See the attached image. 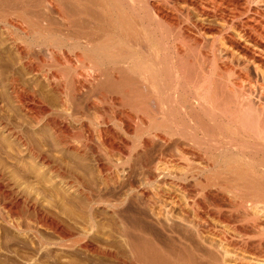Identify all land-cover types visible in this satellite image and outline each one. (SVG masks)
I'll list each match as a JSON object with an SVG mask.
<instances>
[{"label": "bare ground", "instance_id": "6f19581e", "mask_svg": "<svg viewBox=\"0 0 264 264\" xmlns=\"http://www.w3.org/2000/svg\"><path fill=\"white\" fill-rule=\"evenodd\" d=\"M177 230L264 264V0H0V252L191 264Z\"/></svg>", "mask_w": 264, "mask_h": 264}, {"label": "rangeland", "instance_id": "374dc122", "mask_svg": "<svg viewBox=\"0 0 264 264\" xmlns=\"http://www.w3.org/2000/svg\"><path fill=\"white\" fill-rule=\"evenodd\" d=\"M110 123H109V125L111 127H114V125H112ZM189 176H190V174L187 175L188 182L189 181L192 182L191 181V178ZM227 200H228V196L227 195L226 196H223L221 198V202L223 204L222 207H221V210L222 211H224L226 209V206L225 205L227 203L226 202ZM95 215H96V218L97 219L99 218L98 220L100 221L101 224H99V227H98L99 229L96 228L95 230H93L92 233H90L89 241L90 242H93L94 244H96L97 246H99V248H105V247H107L109 245V240H112L113 239L114 240V241L112 240L113 241L112 243L114 245L113 247H115L116 249L119 248L118 250H120V251L121 250H124L123 255L125 256V258H127V260L129 259L128 261H130L131 255L128 252V249H127L126 245L125 244L123 245L122 239L119 236L120 235V232H121V227H118L117 228L118 225L117 226L112 225L114 227L113 228L110 224H108L109 223L110 216L107 213H105V212L103 213L102 211H98V212L95 213ZM106 215H108V216H106ZM104 221H106V222H104ZM209 221H210V223H212L211 225L214 227L215 233H220V232H223V231L224 232L227 231L226 233H228L229 235H231L233 239L236 238L235 240H238V239H241V237H244V235L241 234L242 232L238 231V228L236 230V228L234 229L232 226H229V225H226V224H223V223L218 222L215 218L214 219L211 218V219H209ZM102 223H104V224H102ZM177 231H179V232H175L174 234H171V236H170L171 238L168 236L167 237L168 239H167L166 237L162 236L161 239H160V237H159L157 239V241H158L157 244L159 246L162 245L161 248L163 247V249L165 248V250L167 249V251L170 250L169 253H173L172 255H174L175 253H177V252L180 251L179 255H181L182 259L184 258V259L189 260L190 262H192L191 264H194V263L195 264H207L209 262L208 260H210L211 257H212V253L211 252L209 253V254H211V257H210V255L209 256L205 255L206 258L208 259V260L206 259V263H205V259H199L198 258V255L196 253H197V251H203V252L206 251L205 252V254H206L207 252H209V249H207L205 246H202L200 243H198V241H196L192 237L191 234H189V235L192 238H187L186 237V236H188L187 233H184V231L181 232V230H177ZM108 233L111 234V235H113V237H111L112 239L111 238H108V236H107V235H109ZM48 237H51V236H48ZM115 237H116V239H115ZM207 237L210 238V239L213 238V241H216L217 240V238L214 237V236L207 235ZM9 242H8L9 245L7 243V245L5 246L6 249H4L3 251L0 252V259H1V261L3 260L2 262L3 263L5 262V264H38L36 262H39V264H57L58 263L57 262L58 260H60L64 264H112L109 261H107L108 262L107 263L106 260H104L105 258L103 259V257H101V256H96V255L94 256V255L86 254L87 252L83 251L80 248H78V250L76 248H74V249H71L68 252L67 251L66 252L65 251H61V250H58L56 248L55 249L54 248H51L52 250H50L48 253L47 252H43V255L44 256H42V254L40 255V256H42L44 258H42V257L41 258H37V257H39L38 252H36V251H38L37 249L34 252L33 249H30L28 247L26 249V248L22 247L19 244V242H15V243H11L13 241H9ZM165 245H167V246H165ZM125 250H127V251H125ZM236 251L237 252H240L239 250H235V252ZM89 255H90V257H89ZM137 257L140 258V260H138V262H136V264H146L147 263L146 262L147 260H145L143 258V256H137ZM216 257L217 256L214 254L213 255V258L211 259L212 262H213V259H217ZM158 259H162V256L159 257ZM36 260H38V261H36ZM40 260L42 261V263H41ZM43 261H45V262L43 263ZM198 261H199V263H198Z\"/></svg>", "mask_w": 264, "mask_h": 264}]
</instances>
